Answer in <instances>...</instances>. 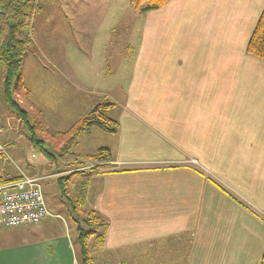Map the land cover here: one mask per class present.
I'll return each instance as SVG.
<instances>
[{"label": "crops", "instance_id": "1", "mask_svg": "<svg viewBox=\"0 0 264 264\" xmlns=\"http://www.w3.org/2000/svg\"><path fill=\"white\" fill-rule=\"evenodd\" d=\"M87 1L94 7L100 0ZM263 11L264 0H171L142 15L135 85L122 94L124 107L112 108L120 125L117 140L108 138L107 145L84 155L110 149L118 171L165 167L94 173L83 186L86 209L108 221L105 245L95 254L102 257L99 263L130 264L135 253L144 259L147 248L161 247L162 264L262 261L264 61L247 47ZM123 61L118 70L114 60L103 62L106 78L118 76L112 88L125 82L132 61ZM86 73L85 81L92 74ZM93 131L101 130L88 135ZM114 143L118 148L112 150ZM131 145L146 151L126 149ZM172 155L174 161L165 160ZM191 158L201 167L184 160ZM48 210L50 218L37 226L0 230V264H78L75 229Z\"/></svg>", "mask_w": 264, "mask_h": 264}, {"label": "rangeland", "instance_id": "2", "mask_svg": "<svg viewBox=\"0 0 264 264\" xmlns=\"http://www.w3.org/2000/svg\"><path fill=\"white\" fill-rule=\"evenodd\" d=\"M91 12H94L93 15ZM142 15L144 14L133 10L130 0L109 2L100 0L98 6L94 7L87 0H48L44 4L42 13L34 19V33L31 35L32 46L21 70L23 81L31 93V98L27 103L22 95L14 93L17 104L30 113V122L33 123V117L38 113L44 114L50 134L56 138V133L67 132V129L73 128L80 120L76 123L75 121L88 115L90 111L102 104H115V111L121 110L125 103L122 94L128 96L129 90L135 85L131 80V75L135 72L134 60L139 55ZM87 20H89L88 23ZM104 60H108L109 63L114 60L117 70L120 69L118 65L122 64L123 60L126 63L127 60L132 61L127 70L121 67V70H124L123 74L126 75L122 77L125 78L123 79L125 82L120 83L116 88L112 86L118 76L106 78L108 65L103 64ZM79 70L84 76L88 75L86 71L91 72L89 80L85 81L84 76L78 78L77 71ZM3 80V73L0 71V127L4 128V134L0 135V144L2 146L7 144L4 147V154L0 157V175L3 173L1 178L5 182L12 181L19 179L24 172L29 177L42 179L41 184L48 209L66 220L71 230L74 231L72 228L76 227L70 219V206L58 191V182L61 178H66L71 174L85 172L83 175L75 176L68 189L71 196H80V189H83V186L91 179V170L97 169L96 174H110L108 172L117 170L114 166L115 155L107 167H101L105 165L101 162L83 159L78 155L89 156L90 154L84 155L85 152L107 145L108 138L112 139L119 133L116 136H107L108 134L102 131H93L90 135L87 132L79 138L75 147L66 152L63 151L64 143L57 144L58 138L55 139L54 144L50 142L52 141L50 138L51 140L48 139V142L42 144L43 148L38 147L31 142L22 120L6 103L2 90ZM146 85L154 86V84ZM69 100L73 103L69 104ZM75 100L76 103L79 102L78 109L75 107ZM81 106H83L82 109ZM112 111L113 109L110 110L108 116L115 121L116 116ZM152 118H155V114ZM21 135L22 138H20ZM177 139L176 136L175 142ZM143 141L148 149H154L150 148L154 145L150 138L143 139ZM114 145L116 149L118 148V143H114L112 150ZM182 148L186 151L187 146H182ZM126 149L138 154L146 151V149H139L132 145ZM46 152L52 153L53 156H47ZM192 159L184 160H189L190 165L199 168L200 164L197 160ZM165 160L174 161L173 155ZM161 167L165 166H151L147 169L137 166L134 167V170H137L134 172L158 170ZM101 220L108 226V221L104 217ZM74 235L78 238L77 234ZM175 246L176 244L173 243V250ZM91 248L92 254L98 252L99 248L94 245H91ZM146 250L148 256L143 259L141 252H134L136 258L133 256V259H129V263L162 264V260L166 257V249L161 247L154 251H150V248ZM77 254L78 264L83 263L78 247ZM94 258L102 259L100 255L99 259L97 255H94Z\"/></svg>", "mask_w": 264, "mask_h": 264}, {"label": "trees", "instance_id": "3", "mask_svg": "<svg viewBox=\"0 0 264 264\" xmlns=\"http://www.w3.org/2000/svg\"><path fill=\"white\" fill-rule=\"evenodd\" d=\"M47 1L48 0H0V71L3 73L4 78L2 90L6 103L26 126L33 144L43 148L44 145L42 144L48 142V139L51 138L52 141L50 142L54 144L55 139L58 138V141L56 140L57 144L64 143L63 151L66 152L75 147L79 138L93 128H99L108 135L116 136L119 133L120 125L117 121L110 119L108 116V112L115 107V104H102L93 111H90L91 113L88 115L82 117V119L67 132L56 133L55 138L50 134L49 125L44 114L38 113L35 115L33 117V123H31L29 117L30 113L23 110L17 104L14 93L22 95L27 103L29 102V98H31V93L28 91L23 81L21 70L27 53L32 46L31 35L34 33V19L42 13L44 4ZM170 1L171 0H130V4L137 13L147 14L163 9ZM247 52L249 55L264 61V11L248 44ZM46 155L49 157L53 156L50 152H46ZM78 157L105 164L101 167H107L109 165L108 163L113 161V153L107 148L99 150L96 155H78ZM96 170H91L90 175L94 174ZM134 171L137 170H114L108 173L115 174ZM83 174H85V172H78L66 178H61L58 182V191H60L63 199H66L70 206V219L76 227L75 234L78 236V238H75V245L76 248L78 247L80 249V253L83 257V263L80 264H97L99 262L94 258L95 253L92 254L91 245L99 249L104 247L107 225L102 222V217L96 211L86 209L87 203L81 193V189L80 196H71L68 193L73 178ZM202 175L204 176V173ZM17 180L19 179L12 181ZM209 180L218 187L220 186L213 179L209 178ZM1 182L5 183L2 178ZM219 188L233 200L247 207L242 200L232 193H229L221 186ZM101 263L113 262L105 261ZM259 264H264V258Z\"/></svg>", "mask_w": 264, "mask_h": 264}, {"label": "built area", "instance_id": "4", "mask_svg": "<svg viewBox=\"0 0 264 264\" xmlns=\"http://www.w3.org/2000/svg\"><path fill=\"white\" fill-rule=\"evenodd\" d=\"M1 134H4L3 127H0ZM4 150L0 144V156ZM41 182L42 179L29 177L24 172L17 181L2 183L0 177V230L34 227L50 218Z\"/></svg>", "mask_w": 264, "mask_h": 264}]
</instances>
